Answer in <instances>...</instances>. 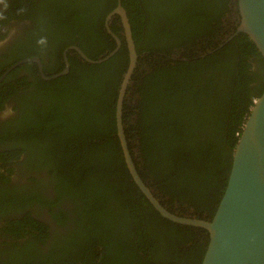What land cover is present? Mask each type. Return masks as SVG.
Masks as SVG:
<instances>
[{"label": "trees", "instance_id": "trees-1", "mask_svg": "<svg viewBox=\"0 0 264 264\" xmlns=\"http://www.w3.org/2000/svg\"><path fill=\"white\" fill-rule=\"evenodd\" d=\"M119 1L137 55L122 111L134 167L168 212L210 221L253 101L264 91V59L246 34L229 39L239 25L237 0ZM117 2L0 0V44L11 23L29 24L0 49V77L21 60L38 58L44 76L52 78L64 70L63 53L70 46L95 61L109 55L116 42L105 19ZM109 27L121 45L105 62L92 65L68 51L66 75L46 81L27 62L0 82V111L7 103L15 113L0 126V140L21 147L0 151V162L11 164L24 153L29 161L23 166L45 177L30 178L26 195L0 193V235L7 239L1 245L14 248L8 254L0 249V264L203 260L206 230L163 218L126 167L115 115L129 52L119 16ZM42 37L46 43L38 44ZM36 187L51 188L76 221L74 231L52 243L46 255L38 249L46 240L39 222L29 214L16 216L25 198L53 205ZM58 216L64 225L66 214Z\"/></svg>", "mask_w": 264, "mask_h": 264}, {"label": "water", "instance_id": "water-1", "mask_svg": "<svg viewBox=\"0 0 264 264\" xmlns=\"http://www.w3.org/2000/svg\"><path fill=\"white\" fill-rule=\"evenodd\" d=\"M239 25L236 32L246 34L264 59V0H237ZM119 16L123 36L129 52L128 68L123 76L116 102V130L126 167L133 182L150 205L166 220L183 226L206 230L209 241L201 264H264V91L254 104L242 129L232 156L231 169L224 193L216 212L210 221L180 217L168 212L145 186L132 162L122 124L123 103L127 86L134 73L137 55L132 38L127 13L118 0L116 8L105 19L107 33L116 42V48L109 55L99 59H89L78 47L65 50L76 52L85 62L101 64L113 56L120 48V39L112 33L109 22ZM33 62L43 80L54 79L69 72L67 56H64V70L52 78L43 74L38 58H29L11 66L1 77L18 65Z\"/></svg>", "mask_w": 264, "mask_h": 264}, {"label": "flooded vegetation", "instance_id": "flooded-vegetation-1", "mask_svg": "<svg viewBox=\"0 0 264 264\" xmlns=\"http://www.w3.org/2000/svg\"><path fill=\"white\" fill-rule=\"evenodd\" d=\"M237 17L239 19L238 15H236V18ZM25 26L27 27L29 26V24L11 23L6 33L7 40L2 41V43L0 44V49L2 48L3 45L6 44V42L8 44L10 39H12V37L19 35L23 31ZM64 56H66V53H63V61H64ZM4 106H5L4 109L0 111V126L6 122L13 121L15 116V113L11 105L6 103ZM19 146L20 143L17 144L16 142L14 143L13 141L7 143L5 141L0 140V151L2 152L5 151V153L20 151L21 147ZM19 153L20 152H18V154ZM28 161H29L28 157L24 153H20L19 159L17 160L12 159L11 164L0 162V193L3 194L11 193L15 195L16 193H14V191H16L21 196L26 195L27 194L26 191L28 190V187L31 185V183L29 182L30 178H36V179L45 178L44 172H43V176H41L39 171H35V170L29 171L28 167L23 166ZM8 180L10 183L8 182ZM35 192L40 198H45L44 200H50L51 202H53V205L52 204L44 205V206L39 205L37 203L38 202L37 197L33 199L34 200L33 202H30L29 199L25 198V200L23 199V205H22L24 211H22L20 214L16 216L21 219L24 215L26 216L29 214L35 221L39 222L41 226V235L46 234V240L44 243H40L38 249L41 255H46L48 254L47 250L52 243L56 242L57 239H61L67 236L70 231H74V228L76 226V221H75V217L69 213L71 211V207L68 206L63 201L56 202V196L51 188L36 187ZM14 195L12 199L10 198L12 202L15 201ZM6 208L7 210H11L12 204H9L4 208L5 212H6ZM60 212H64L66 214V220L64 221V225L59 223L60 217L58 216V214ZM55 214H57L56 218L52 216ZM1 227L2 225L0 226V228ZM2 236L3 235H0V249H6L8 254V251L14 248L10 246H8L7 248L5 247L2 248L3 246L1 245V243L7 241V239L2 238Z\"/></svg>", "mask_w": 264, "mask_h": 264}, {"label": "clouds", "instance_id": "clouds-1", "mask_svg": "<svg viewBox=\"0 0 264 264\" xmlns=\"http://www.w3.org/2000/svg\"><path fill=\"white\" fill-rule=\"evenodd\" d=\"M239 22H240V21H239ZM37 43H38V44H45V43H46V39L42 37L40 40L37 41ZM257 100H258V99L254 100V101H253V104H255ZM253 106H254V105H253ZM252 108H253V107H252ZM122 155H123V154H122ZM130 156H131V154H130ZM131 159H132V157H131ZM136 171H137V170H136ZM137 174H138V172H137ZM139 177H140V176H139ZM140 192H141V191H140Z\"/></svg>", "mask_w": 264, "mask_h": 264}]
</instances>
